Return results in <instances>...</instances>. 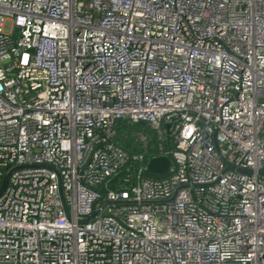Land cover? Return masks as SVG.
Here are the masks:
<instances>
[{
	"label": "built area",
	"instance_id": "obj_1",
	"mask_svg": "<svg viewBox=\"0 0 264 264\" xmlns=\"http://www.w3.org/2000/svg\"><path fill=\"white\" fill-rule=\"evenodd\" d=\"M263 166L264 0H0V264H264Z\"/></svg>",
	"mask_w": 264,
	"mask_h": 264
},
{
	"label": "trees",
	"instance_id": "obj_2",
	"mask_svg": "<svg viewBox=\"0 0 264 264\" xmlns=\"http://www.w3.org/2000/svg\"><path fill=\"white\" fill-rule=\"evenodd\" d=\"M114 128L116 132L114 136V141L117 142L119 146H121L124 150L128 152L129 159L117 169L115 174L98 184V187H100L102 191H105L109 188L119 187L125 184V182H123V178L125 177V175L128 173H132L135 167H142V165L147 160L148 156L151 153L155 152V147H148V144L153 143L155 141L153 138L154 133L153 131L149 130V128L144 123L119 120L114 124ZM138 131H142V133L152 135L146 147H142V144L136 140L135 133ZM166 144L169 143L166 142ZM141 153V158H133L134 156ZM144 173L146 176H150L153 178H160L164 176V174L152 175L147 171H145Z\"/></svg>",
	"mask_w": 264,
	"mask_h": 264
},
{
	"label": "water",
	"instance_id": "obj_3",
	"mask_svg": "<svg viewBox=\"0 0 264 264\" xmlns=\"http://www.w3.org/2000/svg\"><path fill=\"white\" fill-rule=\"evenodd\" d=\"M165 127H167V125H165ZM169 166H170V159L167 156L157 155V156L149 157L146 160L145 170L152 175H160V174L165 173ZM225 167L227 169H233L234 171L239 172V173H251L250 169L239 168V167H237L231 163H227V162L225 164ZM262 171H264V166L257 170L258 173H260ZM6 181H7V177H5V182H4L5 184H6ZM58 189H59V196H60V200H61L63 209H64L66 215H68V211H67V207H66L63 195H62L60 183L58 185ZM92 216H93V214L90 215L89 217H87L86 219L82 220L81 222H83V223L87 222L89 220V218H91Z\"/></svg>",
	"mask_w": 264,
	"mask_h": 264
},
{
	"label": "rangeland",
	"instance_id": "obj_4",
	"mask_svg": "<svg viewBox=\"0 0 264 264\" xmlns=\"http://www.w3.org/2000/svg\"><path fill=\"white\" fill-rule=\"evenodd\" d=\"M8 29H9V23H6L5 30H8Z\"/></svg>",
	"mask_w": 264,
	"mask_h": 264
}]
</instances>
